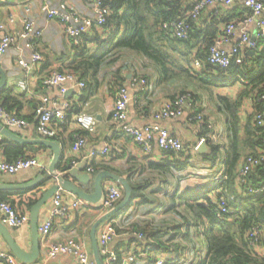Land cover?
I'll return each mask as SVG.
<instances>
[{
  "label": "crops",
  "instance_id": "0c3cea01",
  "mask_svg": "<svg viewBox=\"0 0 264 264\" xmlns=\"http://www.w3.org/2000/svg\"><path fill=\"white\" fill-rule=\"evenodd\" d=\"M260 1L264 3V0ZM59 4L66 5L69 10H73L82 18L89 19L94 15L92 0H0V24L3 25V29L0 30V38L4 34L18 33L22 29L23 20H32L41 32L40 37L35 40V48L42 57L37 65L31 67L26 72L18 65L21 55L24 57L28 56L27 52H21L22 45L20 43H16L4 56L0 57V73H3L5 76V84L0 88V96L9 95L7 105L11 108L10 113L27 123L23 128H9L0 120V125L21 140L36 141L45 139L37 132L34 109L41 98L47 97L50 109L63 111L70 117L84 109V104L86 103L87 107L85 111L96 118L97 126L95 131L90 134L71 124L64 131L62 130L57 138L48 139L58 144L61 154V159L53 175L49 171L53 160L51 149L38 144L19 143L0 133L3 137L0 142V161L12 163L15 157L13 152H21L27 158H35L38 164L36 167L20 171L15 175H0V184H26L37 179L39 176L47 180L45 185L41 182L36 187L25 191H0V202L8 203L9 205L14 204L15 210L19 214L28 215L30 221L31 208L27 209L25 206H18L19 201L32 199L35 202L48 187L54 184L56 181L55 176L78 167H81V169H77L76 174H88L86 172L87 165H91L94 162L95 165L106 166L114 171L99 170V172H111L125 180L127 176L132 175L134 183L146 185L143 191L148 199L147 202L139 207L134 206L130 209V212L137 214L138 217L134 226L151 224L165 235L164 238H161V241L152 238L153 235L139 240L134 238L131 230L125 229L124 231H119L108 246L110 253L117 256L118 264H122L123 260L129 255L134 256L135 264H152L159 257L165 259V264H202L208 253L206 242L203 236H201L202 226L198 225L197 222L193 224L194 220H191L192 215L184 210L185 207L183 205L177 204L173 197L175 188L178 182L182 187L197 185L198 181L203 182V178L206 175H220L225 169L224 162V166L220 172H217L215 168L207 170V163L200 157L203 155L197 153L198 145L201 141L205 140L200 135L206 133V130H208L206 123L213 125L210 133H208L209 137L211 138L212 134H216V140H210L222 147L223 145L218 139V134H222L228 146L227 114L219 107V97L223 96L237 104L236 110L239 120L237 138L240 145L241 158L236 170L237 175H235V189L237 195L242 196L247 194L238 178L241 164L248 156H259L264 153V139L261 142V146L256 149L250 144H246V140L248 139L247 127L250 123L264 129V121L261 126H258L255 122V115L260 111L259 98H255L253 95L240 97L242 91L240 85L207 90L185 79L161 83L159 69L139 53L128 50L121 52L120 59L114 65L102 68L97 75V83L91 86L90 89H87L86 86V89L81 91L72 85L45 89L41 84L42 79L52 72H68L67 68L71 62V57L74 56L76 53L75 49L80 44V41L75 43L67 38L63 26L58 20L47 18L46 7H55ZM234 7H239V5L207 8L199 16L197 20L198 24L214 20L217 17L216 14H213L214 9ZM93 29V27L88 29L85 35H93ZM244 33L254 39L257 34L256 22L247 25L235 24L232 37L228 42L222 43L221 48L229 52L232 47L239 43ZM252 52L248 51L246 53L252 55L250 54ZM135 73L140 74L147 81L145 86L136 85L130 87V78ZM120 78H123L121 86L127 89L128 96L131 98L128 106L127 123L135 129H141L144 125L154 123L152 112L160 107L162 101L171 99L185 91L198 95L197 99L189 101L191 107L185 110L184 115L176 119L162 121L159 124L181 141V156L189 155V164L185 171L177 172L173 168H153L171 157L160 150H155L151 155H145L128 136L120 133L117 125L111 123L109 110L116 100L117 86ZM23 80L26 81L25 89H22L18 85ZM63 89H66V91L63 92ZM135 98L136 102H133ZM5 102L6 99L1 98L0 106L3 107ZM199 113L203 115L204 121L202 122V126L193 119V116ZM216 118L219 121L222 119V122L225 123L224 127L221 123L219 132L214 131ZM75 132H79L85 141L84 146L78 152L72 150L74 142L71 144L70 135ZM106 146L109 151L105 157L97 156L94 159L88 157L90 152L101 151ZM210 153L211 149L209 147L207 155ZM228 153L227 147V151H225L226 159ZM253 153L255 154L252 155ZM258 167L251 170L248 179L250 185L264 183V163ZM193 174L196 175L194 178ZM96 175L92 174L89 176L94 178ZM69 180L86 193H92L94 190L93 186H90V184H93L92 181L82 184L78 179L69 178ZM111 183L114 182L107 179L102 181V198L106 188ZM119 188L123 192V188ZM217 192L219 193L220 191ZM57 193L61 195L63 204L68 207V215L64 219L54 221L47 239L43 240L39 234V256L31 264H77L76 258L71 254L57 255L55 258L48 256L52 245L64 243L69 238L80 242L89 254L91 262L95 264L90 231L92 225L106 212L98 208L102 198L98 204L92 205L77 198L73 199L72 195L62 190L57 191ZM53 198L54 195L39 211V228L51 218V213L54 209ZM75 200H80L85 204L73 209L71 205ZM176 212L181 214L182 217L177 216ZM0 222L2 223L1 213ZM104 223L97 228V243L99 231ZM4 226L7 228L12 239L25 252H30L29 222L20 228ZM131 239H136L135 243L137 245L131 244L126 254H122L121 252V255L118 256L115 250L122 246V244L129 245ZM98 246L100 252L99 243ZM251 251L257 257L264 255L263 250L259 246L252 248ZM0 252L11 256L15 264H25L12 254L1 233ZM101 256L104 258V263L102 262V264H106V257L100 253Z\"/></svg>",
  "mask_w": 264,
  "mask_h": 264
},
{
  "label": "trees",
  "instance_id": "16d2710c",
  "mask_svg": "<svg viewBox=\"0 0 264 264\" xmlns=\"http://www.w3.org/2000/svg\"><path fill=\"white\" fill-rule=\"evenodd\" d=\"M190 3L191 0H102L103 7L108 11L105 23L93 26V35L82 37L75 49L76 53L71 57L68 72L83 80L87 89H90L97 83V75L102 68L114 65L121 52L128 50L139 53L155 65L159 69L161 83L185 79L207 90L240 85V97L253 95L260 98L264 93V43L259 42L252 55L244 53L239 65L232 59L227 68L220 69L206 62L209 49L222 38L224 28L229 24L242 22L248 13L246 9L241 6L217 8L213 10V14L217 15L214 20L198 24V19L197 22L189 19ZM171 21L188 23L187 39H178L172 32L162 29L164 23ZM194 58L202 63L198 70L193 67ZM121 82L123 78H120L118 88ZM192 95V99H197L198 95ZM8 96H0V99H6L3 108L10 112L11 108L7 105ZM219 107L227 114L229 153L225 169L220 178H212L202 186L182 187L178 182L173 197L178 205H183L184 210L192 215L191 220L202 226L201 236L206 242L208 252L202 264H264V255L257 257L251 251L259 246L264 253V193L242 196L236 194L235 175L241 158L237 138V104L222 96L219 97ZM65 129L62 128L63 131ZM208 133L210 130H206L200 137L206 140L211 153L200 157L213 170L222 147L213 143ZM247 133V145L250 144L255 149L261 146L264 139L263 128L250 123ZM75 134L80 135L79 132L71 134V144ZM13 153L14 161L27 158L21 152ZM171 158L153 168H173L177 172L187 169L188 159L179 162L175 161L172 155ZM90 168L93 175L99 170L114 172L111 168L95 165L94 162ZM126 180L132 189L130 203L112 219L129 212L134 206L145 204L148 200L143 191L146 185L134 183L132 175L127 176ZM121 193L123 195V192ZM220 197H223L228 205V213L224 215H219L217 201ZM33 202L32 199L22 200L18 206L30 209ZM11 206L16 208L14 204ZM176 215L182 217L178 212ZM133 228L134 231L142 232L145 238L153 235L152 238L161 241V238L165 237L161 230L151 224L133 225ZM254 229L262 231L261 236L257 238L250 235ZM135 242L136 239H131L129 245L122 244L115 250L116 254H126L131 244L137 245ZM101 260L104 263L102 256Z\"/></svg>",
  "mask_w": 264,
  "mask_h": 264
},
{
  "label": "built area",
  "instance_id": "2783aa9c",
  "mask_svg": "<svg viewBox=\"0 0 264 264\" xmlns=\"http://www.w3.org/2000/svg\"><path fill=\"white\" fill-rule=\"evenodd\" d=\"M94 7V15L92 18L86 19L80 17L73 10H69L66 5L59 4L55 7H46V15L48 19L58 20L62 26L65 35L68 39H71L75 43L79 42L81 38L87 33V30L93 26H101L105 23V19L108 16V11L102 5V0H92ZM239 5L246 9L247 16L240 22V25H247L256 22L257 34L254 39L250 38L247 34H242L240 41L237 45L227 52L221 48L222 43H226L232 37L235 24H229L224 28L223 36L220 40L216 41L209 49L206 56V62L209 65L225 69L229 66L230 61L233 59L236 65L241 64L244 57V53L248 51H254L259 42L264 43V3L260 0H191V8L189 19L196 21L201 13L210 7H231L233 5ZM3 29V25L0 24V30ZM162 29L172 32L176 38L185 40L187 39V33L189 25L185 21H171L164 23ZM41 32L32 20L26 19L22 22V29L18 33L4 34L0 38V57L4 56L11 47L16 43H20L21 52H27L28 56H20L18 65L24 72L28 71L31 67L37 65L42 57L36 51L35 40L40 37ZM120 59V58H119ZM202 66L201 61L198 59L193 60L194 69L198 70ZM130 87L136 85L145 86L147 81L143 79L138 73H135L130 78ZM42 87L50 89L52 87L72 85L79 90H85L86 84L80 78H77L69 72H52L50 75L42 79ZM19 87L26 88V81H20ZM66 89H63L65 92ZM192 99L190 91L179 93L171 99L162 101L160 107L152 112L153 124L144 125L141 129H135L127 123L128 106L131 98L128 96L127 89L122 86L118 88L116 94V100L109 110V117L111 123L117 125L121 134L128 136L134 144H136L145 155H151L155 150L165 152L168 156H173V159L179 162H184L188 159L189 155L181 156L182 149L181 141L170 134L166 129L162 128L159 124L162 121L176 119L184 115L185 110L191 107L189 102ZM260 111L255 115V122L258 126H261L264 121V93L259 98ZM136 102V98L133 100ZM87 104H84V109L79 113L70 117L63 111L57 109H50L48 107V98L43 97L40 99L36 108L34 109V116L36 118V129L38 134L45 139L57 138L62 131V128H67L71 124L75 125L82 131L87 133H93L97 126V120L93 115L88 114L85 111ZM193 119L202 126L203 115L201 113L193 116ZM0 120L6 127L9 128H23L27 125L26 121L18 118L16 115L10 113L6 109L0 106ZM206 128L211 131L213 125L206 123ZM209 137V135H208ZM3 137L0 134V142ZM209 139L216 140V134H212ZM84 139L81 136H74V143L72 150L74 152L80 151L84 146ZM108 147H104L101 151H92L88 157L94 159L97 156L105 157L108 154ZM264 163V153L259 156H248L244 159L238 172V178L245 189L247 194L257 195L264 193V183L253 186L248 183V176L253 168H256ZM37 160L35 158H19L16 161L9 163L0 161V175H15L20 171L28 170L32 167H36ZM210 170L209 166L206 167ZM86 172L92 175V168L87 165ZM193 178L196 175H192ZM207 176V175H206ZM204 177L203 182H197L198 186H202L210 179L220 178L221 174H213ZM197 185H190L191 187ZM122 194L118 184L111 183L104 193L103 198L99 204V209L102 211H110L121 200ZM219 206V215L228 213V205L223 197H220L217 201ZM80 200H75L72 203V208L76 209L84 205ZM53 211L51 218L48 222L44 223L39 228V234L43 240L47 239L50 235L53 223L57 219H64L68 215V207L62 202L61 195L59 193L54 195L53 198ZM105 212V213H106ZM1 221L9 228H20L29 222L28 215L19 214L8 203L0 202ZM137 214L126 212L115 219H109L101 227L98 234V243L100 245V253L106 257V264H118V258L116 255L110 253L108 246L117 236L119 231L131 230L132 235L136 239H143L142 232L133 230V225L137 221ZM262 231L254 229L250 235L254 237L261 236ZM71 254L76 258L77 264H93L89 259V254L85 250L84 246L75 241L72 238L67 239L64 243H57L51 246L48 256L55 258L57 255ZM0 264H15L14 259L0 252ZM122 264H135V258L132 255L127 256ZM152 264H165V259L162 257L157 258Z\"/></svg>",
  "mask_w": 264,
  "mask_h": 264
},
{
  "label": "water",
  "instance_id": "95a60500",
  "mask_svg": "<svg viewBox=\"0 0 264 264\" xmlns=\"http://www.w3.org/2000/svg\"><path fill=\"white\" fill-rule=\"evenodd\" d=\"M250 54H253L250 53ZM5 84V76L3 73H0V88L3 87ZM71 92V91H69ZM0 133L9 138L13 139L19 143H28V144H38L43 145L53 152V160L51 162L49 171L53 175L57 168V164L61 159L60 148L58 144L54 141L48 139H41L36 141H25L16 138L12 135L7 129L3 128L0 125ZM197 153L199 155H207L209 153V147L205 140L201 141V143L197 147ZM77 169H81L78 167L74 170H69L66 173H62L61 175L55 176V182L50 187H48L41 196L33 203L30 209V239H31V248L30 252H25L10 236L7 228L0 222V233L4 237L7 242V245L12 252V254L22 263L31 264L38 259L39 250H40V242H39V211L43 206H45L48 201L52 198L53 195L56 194L57 191L62 190L70 195H72L73 199H80L84 202L90 203L92 205L98 204L100 199L102 198V181L107 179L111 180L114 183L121 185L123 188V198L122 200L110 211L106 212L102 217H100L91 227L90 231V239L92 243V252H93V260L95 264H102L99 246L96 240V231L97 228L104 222L111 219L114 215L119 213L123 210L129 203L132 197V189L129 183L120 176H117L111 172L101 171L99 172L94 178L89 176L88 174L79 175L75 172ZM54 177V176H53ZM71 179H78L79 182L82 184H87L89 181L93 182V192L86 193L82 191L77 185L69 180ZM42 182L43 185L46 184L47 180H44L42 176L37 177V179L20 185H7V184H0V191H25L28 189H32L39 185Z\"/></svg>",
  "mask_w": 264,
  "mask_h": 264
},
{
  "label": "rangeland",
  "instance_id": "374dc122",
  "mask_svg": "<svg viewBox=\"0 0 264 264\" xmlns=\"http://www.w3.org/2000/svg\"><path fill=\"white\" fill-rule=\"evenodd\" d=\"M206 99L208 100V97L206 96ZM214 113V112H213ZM221 123H222V125H223V127H224V124L225 123H223L222 122V119L219 121V119H217L216 118V120H215V124H214V131H216V132H219V127H220V125H221ZM218 134V133H217ZM218 139H219V142L223 145L222 146V150L219 152V156H218V158H217V162H216V167H215V170L217 171V172H220L221 170H222V168H223V166H224V162L226 161V157H225V151H227V143H226V141H225V139H224V137L222 136V134L220 135V134H218ZM222 162H223V164H222ZM195 223V221H193V224Z\"/></svg>",
  "mask_w": 264,
  "mask_h": 264
}]
</instances>
